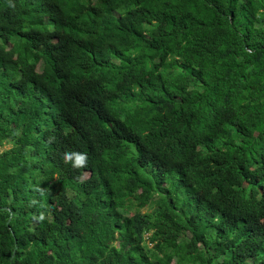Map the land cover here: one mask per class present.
I'll return each mask as SVG.
<instances>
[{
  "label": "trees",
  "instance_id": "16d2710c",
  "mask_svg": "<svg viewBox=\"0 0 264 264\" xmlns=\"http://www.w3.org/2000/svg\"><path fill=\"white\" fill-rule=\"evenodd\" d=\"M0 264H264V0H0Z\"/></svg>",
  "mask_w": 264,
  "mask_h": 264
}]
</instances>
